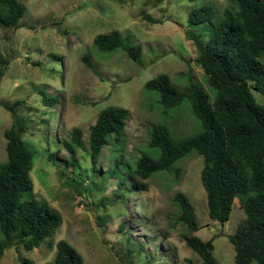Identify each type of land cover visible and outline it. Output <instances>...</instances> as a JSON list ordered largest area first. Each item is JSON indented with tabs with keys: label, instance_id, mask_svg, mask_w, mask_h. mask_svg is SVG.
Here are the masks:
<instances>
[{
	"label": "rangeland",
	"instance_id": "374dc122",
	"mask_svg": "<svg viewBox=\"0 0 264 264\" xmlns=\"http://www.w3.org/2000/svg\"><path fill=\"white\" fill-rule=\"evenodd\" d=\"M21 1L26 7L21 27H0V56L9 62L0 79V165L7 161L4 132L12 124L3 103L19 101L17 114L27 126L22 140L34 153L32 194L46 200L62 221L37 248H8L0 264L51 262L61 239L75 246L84 264H201V257L185 242L192 233L180 220L173 199L178 191L192 204L200 226L195 234L204 241L215 236L213 255L218 263L235 264L228 235L245 214L236 199L229 221L221 224L209 217L201 180L204 159L196 150L149 180L131 178L143 154L158 155V149L150 147L152 125H165L176 142L200 132L201 123L187 98L165 107L159 92L146 89L145 83L167 73L180 91L195 82L213 99L215 92L197 62L198 48L186 32L205 43L213 26L191 24V11L213 5L217 22L231 0ZM146 14L154 20L148 21ZM113 30L120 31L123 47L94 48L96 35ZM134 45L142 46L140 63L125 49ZM87 54L93 68L84 61ZM253 92L264 103V96ZM110 105L128 109L129 119L123 135L112 136L104 146L93 171L89 128L99 111ZM75 128L81 130L82 146L73 160L63 141L72 140ZM133 180L146 182L148 189L132 188ZM4 240L0 231V241Z\"/></svg>",
	"mask_w": 264,
	"mask_h": 264
},
{
	"label": "trees",
	"instance_id": "16d2710c",
	"mask_svg": "<svg viewBox=\"0 0 264 264\" xmlns=\"http://www.w3.org/2000/svg\"><path fill=\"white\" fill-rule=\"evenodd\" d=\"M115 1L122 4L127 0ZM25 10L21 0H0V27L12 30L21 27ZM216 15L214 6L206 4L193 9L189 16V22L195 26L205 22L212 24L213 33L205 43L186 32L198 48L197 62L215 92L213 99L195 82L180 91L167 73L145 83L146 89L159 92L160 102L165 107H175L187 98L201 123L200 132L176 142L165 125H152L150 147L158 149V155L143 154L131 178L149 180L196 150L204 159L201 180L207 194L209 217L226 223L236 199L240 200L245 214L236 231L228 235L235 248V264H264V103L259 102L253 92L264 96V0H231L223 18L215 22ZM144 16L148 21L154 20L147 14ZM93 41L94 48L101 50L123 47L118 30L98 34ZM125 49L133 60L141 62V45ZM84 61L93 68L89 54L84 56ZM8 63L0 56V64H3L0 79ZM46 101L53 103L48 96ZM3 105L11 113L12 124L4 132L7 161L0 165V231L5 237L0 241V261L14 244H22L28 251L39 247L43 240L54 235L62 221L61 215L46 200L32 194L34 153L22 140L27 126L17 114L20 102ZM129 114L128 109L113 105L99 111L89 128L93 171L110 138L118 139L123 135ZM63 144L74 160L76 149L82 146L81 130L75 128L72 140H64ZM132 188L146 190L148 184L133 180ZM173 199L179 206L180 220L192 233L185 237L186 244L201 257V264H219L213 255L216 237L204 241L195 234L200 226L189 198L178 191ZM46 264H84V258L75 246L61 239L56 244L54 259Z\"/></svg>",
	"mask_w": 264,
	"mask_h": 264
},
{
	"label": "bare ground",
	"instance_id": "6f19581e",
	"mask_svg": "<svg viewBox=\"0 0 264 264\" xmlns=\"http://www.w3.org/2000/svg\"><path fill=\"white\" fill-rule=\"evenodd\" d=\"M63 146V145H62Z\"/></svg>",
	"mask_w": 264,
	"mask_h": 264
}]
</instances>
